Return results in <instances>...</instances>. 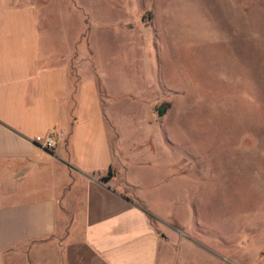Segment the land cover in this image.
Here are the masks:
<instances>
[{
  "label": "rangeland",
  "instance_id": "rangeland-1",
  "mask_svg": "<svg viewBox=\"0 0 264 264\" xmlns=\"http://www.w3.org/2000/svg\"><path fill=\"white\" fill-rule=\"evenodd\" d=\"M246 7L79 0L124 186L159 214L168 264H264V14Z\"/></svg>",
  "mask_w": 264,
  "mask_h": 264
},
{
  "label": "crops",
  "instance_id": "crops-1",
  "mask_svg": "<svg viewBox=\"0 0 264 264\" xmlns=\"http://www.w3.org/2000/svg\"><path fill=\"white\" fill-rule=\"evenodd\" d=\"M64 3L0 0V264H168L159 214L119 171L98 28Z\"/></svg>",
  "mask_w": 264,
  "mask_h": 264
},
{
  "label": "built area",
  "instance_id": "built-area-1",
  "mask_svg": "<svg viewBox=\"0 0 264 264\" xmlns=\"http://www.w3.org/2000/svg\"><path fill=\"white\" fill-rule=\"evenodd\" d=\"M42 145L47 149H53L56 145V133L51 132L42 140Z\"/></svg>",
  "mask_w": 264,
  "mask_h": 264
},
{
  "label": "trees",
  "instance_id": "trees-1",
  "mask_svg": "<svg viewBox=\"0 0 264 264\" xmlns=\"http://www.w3.org/2000/svg\"><path fill=\"white\" fill-rule=\"evenodd\" d=\"M164 110H165V107H162L161 112H164ZM112 173H113L112 170H110L109 174L104 176V179H106V180L109 179L111 177Z\"/></svg>",
  "mask_w": 264,
  "mask_h": 264
}]
</instances>
